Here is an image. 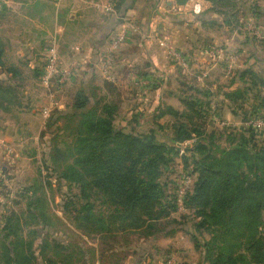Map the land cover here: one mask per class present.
I'll return each mask as SVG.
<instances>
[{
  "label": "trees",
  "instance_id": "1",
  "mask_svg": "<svg viewBox=\"0 0 264 264\" xmlns=\"http://www.w3.org/2000/svg\"><path fill=\"white\" fill-rule=\"evenodd\" d=\"M175 1L180 6L189 0ZM206 1L212 4V11L204 16H193L204 24L218 25L220 17L237 16L239 13L235 10L241 8L237 0ZM252 12L257 15L258 11L253 8ZM156 14L157 11L153 15ZM153 15H146L137 23L142 33L148 32ZM3 56L1 49L0 67ZM248 72L244 68L238 70L230 82L232 89L219 94L229 102L228 108L234 116L242 112L244 121L260 117L255 105L241 102H247L252 95L244 85L250 75ZM178 75L182 76L181 71ZM257 78L264 81L263 74ZM2 83L0 81V102L5 98L9 101L16 90L9 82L5 86ZM86 92L77 93L71 113H55V117L60 118L71 115L72 121L78 123L73 130L74 147H69L66 153L75 159L81 173L74 170L71 176L89 178L91 183H87L86 188L90 186V191L98 198L101 196L96 202L107 209L97 216L92 212L85 216L80 214L74 222L78 230L88 237L101 235L105 242L113 239L109 246L111 252L116 250L114 239L121 234L130 235L137 230L139 237L158 238L162 234L157 229H148L147 224L169 220L172 214L178 213L177 193L182 176H188L192 182L184 197L187 211L184 214L194 212L196 222L191 240L196 250L203 248L204 261L207 264H264V142L255 140V131L222 127L233 133L226 135L222 130L209 133L208 122L212 117L224 121L219 104L212 109L215 96L211 92L205 94V101L178 95L182 110L166 107L153 117L152 122L157 119L158 122L148 125L149 131H129L131 125L142 126L139 115L117 124L120 108L101 105V102L92 107ZM248 107L252 114L245 111ZM168 116L174 120L172 123H159ZM49 124L50 128L54 127V120ZM188 141H195L186 151L191 155L186 152L181 155L175 145ZM178 160L182 161L183 169L192 166L189 173L181 175L179 185L174 182L172 169ZM9 224L7 230L12 228ZM205 233L208 239L202 238ZM7 239L2 241L5 264H31L32 247H28L25 254L22 246L11 248Z\"/></svg>",
  "mask_w": 264,
  "mask_h": 264
},
{
  "label": "rangeland",
  "instance_id": "2",
  "mask_svg": "<svg viewBox=\"0 0 264 264\" xmlns=\"http://www.w3.org/2000/svg\"><path fill=\"white\" fill-rule=\"evenodd\" d=\"M5 2L7 4L10 3L9 0H4L2 4ZM0 6L3 9L5 7L4 5H1V3ZM240 6V9L235 10L239 13L237 16L236 14L234 16L223 15L218 19L222 31H220L218 25L216 26L213 24L208 25L206 29L204 27L194 29L191 25H188L183 27L184 31L182 37L177 36L175 42L171 39L170 34L169 32L167 33V31H163L164 33L162 32L163 35L161 37L167 38L174 47H177L184 53L186 52L190 57L188 69L185 72L182 71L184 75L181 74L182 76H179L176 81V89H178L177 93L179 96H188L193 100L199 99L205 101V94L211 92L209 86L210 82L206 81V79L212 68H216L219 65L224 69L223 72L226 70V62L208 56L205 53V49L209 47H219L223 48L227 55H238L239 67L236 68L234 75L226 76V78L230 80L233 79L236 72L243 68L249 71L248 73L250 75L244 81V85L247 89L252 91V95L247 102H241L247 103L248 106L255 105V108H258L256 114L260 117H249L250 120L256 119L257 121H264V119H262V116H264V81L257 78L260 74L264 75V8H261L264 7V0H245L243 3H240ZM253 8L258 11L257 15L252 12ZM143 18L144 16L140 17L141 20ZM130 20L132 19L130 18ZM9 24L10 14L8 12L5 17L0 20V28L6 29L9 27ZM177 24H179L177 27L182 26L180 23ZM187 32L189 34L188 36H186ZM156 33L159 32L156 30ZM136 35L138 36L139 34H134V38L137 37ZM183 36H186L187 38H184ZM231 38L234 39L231 41ZM146 41L150 40L147 38ZM9 42L10 34L0 32V51L2 49L4 54L10 49L8 46ZM50 56L51 52L47 57V65L43 78L47 74ZM170 65L175 67V64L173 63ZM121 67L122 66L120 65L117 66L116 59V64L112 70L113 77L111 76L110 79L103 75L101 69L103 81L108 84L112 83V86L114 87L116 86L114 89L115 91L111 89L112 96L111 91L109 90L107 91H109L110 97L107 94L104 95L103 93H100L101 91L100 89H97L99 86H97L96 82L95 84H92V87L95 89L91 88V90L86 88L84 90L88 91L86 92V96L89 97V101L91 102L90 106H97V104H99L98 102H101V105L119 107L120 112H118L117 124H120L122 119L128 118L132 120V116L135 117L139 115V117H141L139 120L142 126L137 128L131 125L129 131H149V126L154 122L157 123L158 119L152 122L153 117H156L157 115L151 114L150 116L148 115L150 113H147L146 116L142 118V115H144L143 107L151 110L154 109L156 104L153 105L151 103V105L148 106L145 105L144 102L136 101L135 103L133 101L134 96L126 97V100H123L124 98L122 97L121 92L117 89L123 76ZM57 69L58 74L51 77L49 88L54 96H56L58 106L54 107L47 118H45L43 114V109L44 107L49 106V90L44 86L43 78L40 82V87L42 89L45 88L44 92L47 96V103L40 112L41 117L46 123H44V130L38 143L39 157L36 156V151L32 145L24 143L26 141L19 144L5 141V143L0 145V264H5L2 241L6 238H8V244H10L11 248L16 247L17 245L22 246V249H25V254L27 253V248L30 246L32 247L33 256L31 257V264H58V260L61 262H65V260L69 261L72 257L61 256L60 251H63L64 249L74 250V235L79 237L83 234L74 224V222L76 223L77 221L76 219H78L82 213L83 216H85L92 212L93 215L97 216L98 214L107 211L106 208H101V204L96 202L99 201L98 199H100L101 196L98 198L96 193L90 191L92 189L90 186L86 188L87 183H91L89 178L83 176L84 180H82L79 177L76 178V176H71L74 170L81 173L79 167L75 165V159L73 157L70 158L69 155L71 154L66 153V150L69 147H74L75 139L73 138V130H75V126H77L78 123L76 120L72 121L71 115H68L70 118H60L55 117V113L61 110L68 114L71 113V106L74 103L77 93L80 91L73 92L71 94L72 101H67L65 103L66 107H62L60 94L64 91L66 86L65 83H60L63 74L59 70L58 63ZM220 73H222V70H220ZM230 82L231 81H228L226 85H219L221 89L220 91L227 89L231 90L232 87H230ZM105 91L106 89H104V92ZM197 92H200V94H196ZM9 98L12 99L11 96H9ZM64 99H66V95L64 96ZM137 99L138 96L135 97V100ZM214 100L218 101V97H214ZM11 101L12 100H9V102ZM226 102L229 103L228 101ZM177 106L178 105H176L175 102H171V105H169L170 108L175 109ZM164 109H166V107ZM177 109L182 110V107ZM212 109H215L214 102L212 103ZM245 111L248 115L252 114L251 108ZM232 115L233 112L231 111V115L229 116L228 113L227 116H229L228 118H233L234 115ZM234 117L233 120L230 119L227 122L236 124V130L241 131L243 129H248L241 126L247 121L243 120L242 112L237 113ZM216 119L217 117H212L211 121L208 122L209 133L223 129L221 125L217 124ZM53 120L55 126L50 128L49 122ZM173 121L174 120L168 116L162 120V123L167 124L172 123ZM9 122H12V120ZM240 123L242 124L239 125ZM250 130L256 132L255 140L258 143L264 142V128ZM222 131V133L226 135L233 133L232 131ZM194 143L195 141H188L178 146L175 145V147L178 148L181 155H184L189 148L193 147ZM219 143L222 144L221 141ZM185 154L188 156L191 155L189 152H186ZM65 155H67V157H65ZM182 164V161L178 160L172 165V169L175 171L173 179L178 185L181 175L189 173L188 171H191L192 168V166H190L187 169H183ZM26 172L31 173L29 180L28 174H25ZM193 178L195 177L193 176ZM175 186L177 187V185ZM99 217H101V215ZM194 218V212H191V214L190 212L188 214H181L178 212L172 214L169 220L158 222L152 221L148 223V229H157L158 233L162 234L161 236H158V238L151 237L149 239L150 241H159L162 238L166 239L172 236L171 234H176L178 236V240L173 244L174 246H160L161 248L159 247L152 256H149L150 261L148 263L160 264L161 260L174 256L177 264L178 259L175 252L180 249L182 250L185 247L196 248L191 240L192 227L196 222V219ZM8 224L12 227L11 230L6 229ZM38 224L40 225L38 226ZM64 233L68 235H64ZM138 234L139 231L135 230L133 231V234L130 233V235L124 234L126 235L124 236L121 234V236H116V240L114 239V245L117 252L115 251V254L109 250V246L113 239H108V242H105L102 237H99L101 235L87 236L88 240L85 242L87 243L88 241L97 244L98 255L96 256L101 264L110 263V258L115 259V256V260L118 264V259L125 257L124 252H127L124 251L125 247H128V245L132 243L136 245L138 244V240H143V238H145L143 236L139 237ZM204 235L205 236H202V238L204 237L208 239V234L205 233ZM198 236L200 237V233H198ZM145 239V241H147V238ZM106 243L109 244L105 245ZM142 245L140 244L141 247H143ZM146 245L148 244L146 243ZM43 248L46 250L43 251ZM172 250L174 251L172 252ZM200 251H203V248L200 249ZM118 254L119 257L117 259Z\"/></svg>",
  "mask_w": 264,
  "mask_h": 264
},
{
  "label": "crops",
  "instance_id": "3",
  "mask_svg": "<svg viewBox=\"0 0 264 264\" xmlns=\"http://www.w3.org/2000/svg\"><path fill=\"white\" fill-rule=\"evenodd\" d=\"M3 1L0 0V3L6 9L0 6V20L9 12L10 24L6 29L0 28V32L10 34L8 45L10 49L2 58L0 81L3 82V86L9 82L16 92L12 95L11 102L6 98L0 102V145L5 141L15 142V144L26 141L24 143L34 147L37 157L40 154L39 139L46 123L40 112L47 103L45 88L40 87V82L51 51H54L58 57L60 72L68 74L64 82L66 87L60 94L62 107H66L67 101H72L73 92L94 88L92 84L95 82L99 86L97 88L100 89L101 92H99L110 97L109 91L112 96L111 89L115 91L116 86L103 81L101 61L111 42L127 30L130 32L129 38L115 56L114 65L117 59V66H122L123 72L117 89L121 92L123 100L134 96L135 103L136 101L144 102L148 106L151 103L156 104L151 110L143 107L144 116L147 113L151 116L169 107L171 102L178 105L176 109L181 107L176 81L179 71L182 75L184 74L179 67L170 65V61L155 41H146L149 31L157 30L161 36L163 31H167L175 42L177 36L182 37L185 26L206 29L208 25H212L193 18L194 15L204 16L212 11V4L206 0H189L180 6L176 5L175 0H9V4L6 2L2 4ZM237 1L243 3L245 0ZM197 2L202 4V12L198 15L191 12L193 4ZM155 11H157L156 16L153 15ZM149 14L154 16L151 19L153 21L149 22L148 32L142 33L137 23L141 20V16L145 17ZM177 23L182 26L177 27L179 26ZM218 26L222 31L221 25L218 24ZM131 27L133 31L129 29ZM134 34L139 35L134 38ZM188 35L187 32L186 36ZM186 36L183 37L187 38ZM232 39L234 38L230 40ZM223 70L219 65L212 68L206 81L210 82L211 92L218 97V101H213L215 106L216 103L219 104L222 118L227 122L235 117L232 115L233 118H228L231 110L228 108V103L219 95L220 86L231 81L226 78ZM104 89H106L105 92ZM65 95L66 99H64ZM137 96L138 99L135 100ZM228 113L229 116H227ZM11 120L12 122H9ZM162 120L159 121L160 124H163ZM218 120L220 118L217 117V124L220 125ZM27 172L25 174H28L29 180L31 173ZM64 235L68 234L64 233ZM171 235L166 239H158L159 241H145V238L138 240V244L132 243L125 247V250L123 249L127 251L124 252L125 257L118 259V254L117 259L121 264H150L149 256H152L160 246H174L178 236ZM74 238V250L60 251L61 256L72 257V259L65 262L58 260V264H101L96 256L98 255L96 243L88 241L86 243L88 239L84 234L79 237L74 235ZM140 244H143V247ZM45 248L43 251L46 250ZM179 251L175 252L177 264H207L201 251L194 247H185ZM114 258L116 259V256ZM115 259L110 258L108 264H117Z\"/></svg>",
  "mask_w": 264,
  "mask_h": 264
},
{
  "label": "built area",
  "instance_id": "4",
  "mask_svg": "<svg viewBox=\"0 0 264 264\" xmlns=\"http://www.w3.org/2000/svg\"><path fill=\"white\" fill-rule=\"evenodd\" d=\"M194 14L198 15L202 12V4L197 2L193 4V8L191 10ZM133 31V28H129ZM135 30V29H134ZM130 32L127 30H124L119 36H117L110 44L108 49L103 55L102 61H101V69L103 72V75L110 79V77H113L112 70L114 68L115 63V56L116 53L120 50L122 45H124L127 42V39L129 38ZM149 40L155 41L159 48L164 52L167 59L175 64V66L179 67L183 72H185L189 67V61L190 57L179 50L178 48L174 47L173 44L164 37H161L159 33H156V30H153L152 32L149 31V35L146 37ZM205 53L208 56H211L217 60L225 61L226 62V76H232L234 75V72L236 68L239 67V56L236 54L227 55L225 50L223 48L219 47H209L205 49ZM57 63H58V57L54 51H51V56L48 61V69L47 74L43 78L44 85L49 90V106L44 107L43 114L45 118H47L50 114V112L54 109V107L58 106V101L56 96H54L53 92L50 90V79L53 75L58 74L57 69ZM68 77V74H63L61 77L60 83H64L66 81V78ZM220 125L225 128H236V124H232L229 122H224L218 120ZM240 123L239 125H241ZM248 129H256V128H264V121H257L256 119H248L246 122L241 125ZM240 126V127H241ZM191 178L188 176H182V185L179 187L178 193H177V202H178V212L181 214L186 213V208L184 204V197L186 193L188 192L190 186H191ZM160 264H176V259L174 256L168 257V259L162 260Z\"/></svg>",
  "mask_w": 264,
  "mask_h": 264
}]
</instances>
